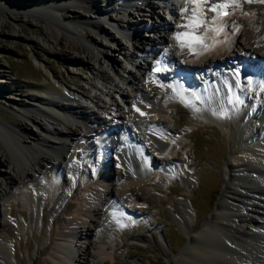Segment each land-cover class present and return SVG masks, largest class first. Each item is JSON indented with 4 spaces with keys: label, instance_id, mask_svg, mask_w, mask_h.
I'll use <instances>...</instances> for the list:
<instances>
[{
    "label": "bare ground",
    "instance_id": "1",
    "mask_svg": "<svg viewBox=\"0 0 264 264\" xmlns=\"http://www.w3.org/2000/svg\"><path fill=\"white\" fill-rule=\"evenodd\" d=\"M75 1L89 4L92 0ZM144 1V6L135 4L134 11L148 9L151 14L157 12L155 0ZM166 1L170 4L171 10L179 14L176 9L179 0ZM212 1L214 0H197L200 5L197 7V3L193 0H182L180 8L187 9L183 13L186 14L184 24L178 23L176 27L162 26L159 23L149 25L148 27L157 32L165 33H161L162 35L158 37L159 43L164 45L156 44L155 39L137 36L133 44L141 48L140 50L149 47V50L155 54L153 60L161 54L160 56L164 59H168L170 69L162 75H157L161 78L154 81L149 75L152 64L148 61L143 66L139 65V75H131L128 78L129 83L132 84L130 85L132 92H128L123 84L116 83L117 92L126 102L125 108L122 107L120 112L108 106L109 103L106 100L101 101L100 94L95 95L100 98L95 103L97 108L94 107L92 112H89L82 103H62L58 100L70 95L62 93L61 84L45 80L39 87L42 89L47 87L44 90L46 94H60V98L57 99L43 98L47 106L41 108L42 114L46 120L48 118L50 120L46 123L42 122L41 118L31 110H28V117L38 127H43L50 134L57 136L42 138L45 140L43 143L42 139L33 135L32 127L25 122L11 130L0 123V136L6 132L19 143L17 144L13 139L8 143V151L6 150L0 157V264H6L2 253H5L7 245L10 244L13 247L14 240L18 239L24 228L20 219H16V213L12 209V205L17 203L16 197L22 200L21 217L26 222L27 213H33L38 200L37 190L41 189L45 196L47 188L50 190L46 198L42 199L40 222L43 223L44 220L43 213L45 200H47L48 204H52L53 209H50L46 220L50 225L49 239L51 242L55 239L52 248L54 251L49 252L47 264H110L106 249L111 246L116 248L114 241L121 234H126V226L133 224L130 216L138 211L131 204L145 200V194L153 191L157 181L164 175H168V171L170 172L172 168L184 169L179 164L181 161L177 159L178 152L183 149L181 145L183 142L177 145L183 130L170 122L171 112H174L176 108L174 99L177 98L187 102L202 100L205 115L203 116L207 120L225 125L228 128L229 139L237 141L236 135L240 134V131L242 138L225 165L224 191L214 213L212 212L210 217L202 223L197 233H188V244L179 255L173 256L170 264H264V138L261 136L264 123L261 122V117L259 122L252 121L250 118L254 107L258 108V112L264 109V84H261L264 81V11L261 12L264 4L250 3L248 7L251 13L250 9L244 7L241 0H229L224 5L229 4L232 5L231 7L222 5V10L229 9L226 16H221L218 14L221 11H217L214 21L206 28L190 24L193 20V11H196L198 15H209L201 8L203 4L211 5ZM58 5L56 9L69 11L68 7L61 8ZM239 9H242L240 13L244 19L238 18L233 28H230L226 18ZM122 10L119 13L127 12L125 9ZM134 11L129 10L130 17L135 16L131 15ZM93 13L99 14L97 9ZM72 14H74L73 17L82 15L78 10H73ZM62 17H65L63 12ZM129 22H134L132 26H134L133 37H135L134 31H139L143 21L136 19ZM49 27L57 45L63 44L80 54L75 55V58L80 56V59L72 60L73 63L86 65L88 63L82 60L81 55L91 57V53H95L88 44L79 39V35L92 39L97 44L102 43V39L100 40L95 34L82 27H78L74 32L70 31L64 22H56ZM165 27L171 28V38L168 37L169 30ZM94 28L104 29L98 21H95ZM177 29L184 30L182 33L199 32L195 34L199 42L185 38L178 42L174 39V36L179 33L174 31ZM118 32L126 36L125 31ZM110 36L117 37L114 34ZM181 42L185 44V47L181 48ZM189 43H191L190 47ZM107 54L108 51L104 49L93 54L92 57L101 64L103 55ZM242 62L246 63L245 69L239 66ZM48 68L52 73L58 72L56 63L49 62ZM178 68L182 69L179 77L185 75L183 79L185 81L176 84V93L164 91V87L161 86L163 77H169V72ZM191 69L203 70V78H196L189 72ZM241 74H245L244 79L241 78ZM191 84L194 85L192 89L186 90ZM107 93L105 94L109 95L110 91ZM254 96L255 100L259 96L260 103H252L251 98ZM37 100L41 98L34 96L33 102ZM146 103H151V107L147 108ZM211 103L216 109L210 108ZM49 106H54V109H49ZM55 109L61 110L62 113ZM66 111H70L71 115L73 114L72 117L80 121L77 123L74 119L72 120L71 115L66 114ZM99 111L110 114L111 120L104 119ZM51 119L55 120L56 124L63 123V127L58 128ZM110 121H117V127L120 126L121 131L127 134L126 142L120 140L121 131L116 128L114 131ZM143 130L150 131L144 133ZM104 131L108 134L118 132L111 144L106 143L107 134ZM165 135L172 141L163 140ZM37 143L49 147L51 153L41 149ZM98 143L104 145L102 164L95 167L93 172L86 171L84 159L85 157L88 159L90 156L88 154L92 151L93 155L99 154L93 147ZM25 146L28 149L32 148L30 154L25 151ZM129 150L135 156L145 155L148 162L147 172L134 169L126 157ZM110 153L114 156L109 159ZM173 160L178 162L173 164ZM108 163L115 166L113 170L108 171L106 168ZM75 168L82 172L81 178L72 171ZM58 169H62V172L57 171ZM247 170L251 173H246ZM133 173L136 175L134 176ZM68 175H71L75 182L76 179L86 180L80 188L81 195L75 197L79 184L71 183ZM236 176H239V181ZM48 180L50 184L46 183ZM39 181H43L46 188L39 187ZM68 192H71V199L77 207L71 215L66 217L62 201L64 193ZM248 213H251L249 217ZM29 216L30 214L28 218ZM187 216L186 211L179 214L181 223L185 222L183 225L187 223L189 218ZM194 221L196 222V219ZM255 227L258 228L257 231L254 230ZM234 234H238V237H234ZM82 237L87 239V243L77 245L76 241ZM75 238L76 241L73 240ZM234 239L238 242L235 243ZM43 251H48V247ZM72 253L78 254V258L72 257ZM14 255L13 258L16 260ZM90 256L97 262H92ZM111 258L116 259V257Z\"/></svg>",
    "mask_w": 264,
    "mask_h": 264
},
{
    "label": "rangeland",
    "instance_id": "2",
    "mask_svg": "<svg viewBox=\"0 0 264 264\" xmlns=\"http://www.w3.org/2000/svg\"><path fill=\"white\" fill-rule=\"evenodd\" d=\"M174 1L177 2L178 0ZM227 1L229 0H214L211 5L203 4L202 11L208 12L209 15H198V18L202 17L199 26L206 28L214 21L217 11L220 12L222 5ZM241 1L248 10L250 9L248 7L250 3L264 4V0ZM144 2V0L136 2L135 0H92L91 3L86 4L75 0H0V86H2V90H0V123L11 130L12 128H18L25 122L32 127L33 135L40 139L57 136L56 134H50L43 127H38L28 117V110H31L41 118L42 122L46 123L50 120V118L46 120L41 110L43 106H47L43 100L45 97L42 96L46 94L44 90L47 87L45 89L39 87L44 84L45 80L61 84L62 93L70 95L69 97H61L62 103H82L89 112H92L94 107L97 108L95 103L101 97V101L106 100L109 103L108 106L116 111L119 110L118 112L122 110V107L125 108L126 102L124 97L117 92L116 83L123 84L128 92H132V86H130L132 84L129 83L128 78L131 75H139V65L143 66L148 61L151 63V59L153 60L155 56L152 50H140L141 48L136 47L133 44L134 40L139 36L145 39H155L157 40L156 44H158L160 42L158 41L159 35L165 33L157 32L148 26L159 23L162 26L176 27L178 23L184 24L183 20L186 16V14H183L186 11L180 8L182 0H179L176 6L179 14L171 10V6L166 0H155L157 12L154 14H151L148 9L134 11L135 4L144 6ZM58 3H61V5H58ZM57 5L61 8L68 7L69 11L67 9L58 10L56 9ZM213 6H217L216 11L212 10ZM96 9L99 14L93 13ZM122 9L127 10V12L119 13V11H123ZM73 10H78L82 15L73 17L75 14H72ZM129 10L134 11L131 15L135 16L130 17ZM241 10L235 11L233 15L229 16L230 18H226L230 28H233L238 18L244 19V16L240 13ZM249 11L252 13L251 9ZM263 11L264 8L261 12ZM62 12L65 17H62ZM136 19L142 20L143 23L140 24L139 31H134L136 35L133 37L134 26L132 25L134 22H129V20L135 21ZM95 21H98L100 25L102 24L104 29L94 28ZM56 22H64L69 30L73 32L78 27L88 29L97 38L102 39V43L98 42L99 44H97L92 39L79 35V39L95 51V53H91L92 55L104 49L108 51L107 55H103L102 63L99 64L92 55L91 57L81 55L82 60L88 63L86 65L73 63L72 60L80 59V56L75 58V55L80 54L67 46H63V44L60 46L56 44V39L49 27L50 24ZM165 28L169 30L168 32L166 30V32L168 37L171 38V28ZM118 31H125L126 36L119 34ZM174 31L182 33L184 30L177 29ZM198 33L190 32L189 36L183 38L190 41ZM111 34L117 37H111ZM192 34L193 36H191ZM49 62L57 64V73H52L48 68ZM163 90L168 91L164 88ZM108 91L111 95H107ZM96 94L101 96L98 98L95 96ZM34 96H39L41 100L33 102ZM258 97L256 100L255 96L252 97V103H260ZM174 103L176 108L174 112H171L170 122L173 126L183 130L179 137L180 141L177 143L178 145L183 142L181 144L183 149L178 152L177 159L181 161L179 164L184 169L172 168L170 172L168 171V175H164L157 181L153 191L145 194V200L131 204L138 211L130 216L133 224L126 226V234H121L114 241L116 248L114 249L111 246L106 249V254L109 255L107 260L110 264H170L173 256L179 255L188 244V233H197L202 227V223L210 217L212 212L214 213L217 203L223 195L225 165L237 143H241V131L240 134L236 135L237 141L232 138L229 139L228 128L225 125L211 122L204 117L202 100L200 102H187L182 98H177L174 99ZM212 107L216 109L215 105L211 103L210 108ZM48 108L54 109L52 106ZM56 111L62 113L61 110ZM99 113L104 119L111 120L110 114L100 111ZM66 114L71 115V112L66 111ZM251 115L253 116L251 117ZM251 115L250 118L253 121L255 117L254 114ZM71 119H74L77 123L80 121L74 117ZM258 120L255 119L254 121L259 122ZM52 121L55 124L57 123L55 120ZM63 125V123L56 124L58 128H62ZM110 125L113 129L122 130L120 126L117 127V121H110ZM149 131L143 130L144 133ZM104 133L107 134L105 138L107 144H111L113 137L116 138L118 135V132L108 134L107 131H104ZM3 134L0 136V157L7 150L8 143L14 139L6 132ZM165 136L163 140L172 141L168 136ZM42 141L45 143V140L42 139ZM16 143L19 144L18 141ZM37 145L51 153L49 147L41 143H37ZM27 146L24 147L25 151L30 154L32 148L28 149ZM93 153L92 151L88 154L92 157L89 156L88 159L86 157L84 159L86 171L93 172L95 167L100 166L104 159L102 158L99 161V156L96 153L93 155ZM110 154L109 159L114 156L112 153ZM126 157H128L134 169L147 172L148 162L145 155L142 154L138 157L135 154L133 155L132 151H129ZM176 160H173V164L178 162ZM181 165L180 167H182ZM114 167L113 164L108 163L106 168L109 171V169L113 170ZM60 170L62 172V169L57 171L60 172ZM72 171L81 178L82 172L78 168ZM246 173L251 172L247 170ZM133 175L135 176L136 173H133ZM68 179L71 183L74 182L75 185L79 184L75 197L81 195L80 188L86 180L80 179L79 181V179H76L75 182L71 175H68ZM236 179L239 181V176H236ZM39 182V187H45L43 181ZM40 190H37L36 193L38 200L33 208V213H27L26 222L21 217L22 200L16 197L17 203L12 205V209L16 213V219H20L24 228L18 239L14 240L13 247L10 244L7 245L5 253H2L6 264H47L49 262V255L54 251L52 248L55 239L52 242L49 239L50 225L46 220L53 209L52 204H48L45 200L44 220L41 223L42 199L43 197L46 198L50 188H47L45 196ZM62 205L66 217L75 210L77 204L72 201L71 192L64 193ZM126 205L131 207L129 204ZM183 210L188 213L187 217L190 218L187 219L186 225H183L185 222L181 223L179 219V214L184 212ZM250 215L251 213H248L247 216ZM234 235V237H238V234ZM73 240L76 241V238ZM85 242L87 243V239L84 237L76 241L77 245L82 243L84 245ZM234 242L237 243L238 241L234 239ZM46 247H48V251H43ZM166 248L167 250H165ZM13 254H15L16 260H14ZM72 255L75 258L79 256L76 253H72ZM111 257H116V262ZM90 260L97 262L91 256Z\"/></svg>",
    "mask_w": 264,
    "mask_h": 264
},
{
    "label": "snow or ice",
    "instance_id": "3",
    "mask_svg": "<svg viewBox=\"0 0 264 264\" xmlns=\"http://www.w3.org/2000/svg\"><path fill=\"white\" fill-rule=\"evenodd\" d=\"M194 3H197V0H193ZM249 2H251V0H249ZM200 5L197 3V7H199ZM232 5H229V4H226V5H223V7H231ZM239 6V5H237ZM187 9H185L186 11ZM212 10L213 11H216L217 10V6H213L212 7ZM220 15H223L224 13H218ZM202 22V17L201 18H198V13L196 11H193V20L190 21V24H194L195 26H199V23ZM190 34L189 33H177L175 36H174V39H176L178 42L182 41V38L183 37H187L189 36ZM193 41H197L199 42V38L198 37H192L191 38ZM181 48L185 47V44L183 42H181L180 44ZM188 46L190 47L191 46V43L188 44ZM250 83V81H249Z\"/></svg>",
    "mask_w": 264,
    "mask_h": 264
}]
</instances>
